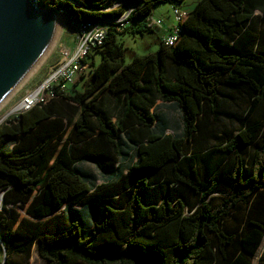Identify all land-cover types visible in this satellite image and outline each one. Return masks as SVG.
<instances>
[{"label": "trees", "instance_id": "1", "mask_svg": "<svg viewBox=\"0 0 264 264\" xmlns=\"http://www.w3.org/2000/svg\"><path fill=\"white\" fill-rule=\"evenodd\" d=\"M37 1L76 24L125 14L108 0ZM122 2L137 8L109 25L98 64L84 59L82 91L0 124L3 264L33 246L46 264H252L264 243V0H199L174 47L128 63L117 36L153 31L157 4L185 0ZM159 102L179 108L180 133Z\"/></svg>", "mask_w": 264, "mask_h": 264}, {"label": "rangeland", "instance_id": "2", "mask_svg": "<svg viewBox=\"0 0 264 264\" xmlns=\"http://www.w3.org/2000/svg\"><path fill=\"white\" fill-rule=\"evenodd\" d=\"M199 0H186L183 4L185 10L192 9L194 4ZM173 3L164 2L157 4L150 17L149 23L152 26L153 31L140 34H128L124 33L118 35V40L127 48L126 62H130L132 55H147L149 53H156L160 48V34L164 26L174 22L173 16ZM119 8H123L125 14L131 9H136L137 6L128 5L122 2V0H108L104 3L105 11H112ZM74 36L64 26L59 29L57 35L41 61L37 64L32 73L26 78L22 85L8 98V100L0 107V124L12 119L14 117L13 110L20 103L21 99L27 92H31L40 87L49 77L51 68L55 66L62 58L63 51H71L74 48ZM92 57L95 60V64L101 61L99 54L96 51L91 52ZM92 57H88V66L85 73L80 76L75 83L74 89L77 91L83 90V85L90 77V64L93 62ZM68 90L67 94H72L73 90ZM156 114L159 115L167 124L168 134L180 133L181 120L179 108L171 104H159L156 109ZM86 169L92 171L95 175H98L96 168L89 163L83 164ZM102 179L99 180V183ZM75 209L81 210V205H75ZM2 211V210H0ZM85 223V222H84ZM88 221L86 220V225ZM264 252V243L259 250L257 256L254 258L252 264H259L262 253ZM6 250L0 244V264L6 261ZM10 260L17 264H46L36 254V246L31 249L29 257L24 255L13 254L10 256Z\"/></svg>", "mask_w": 264, "mask_h": 264}, {"label": "water", "instance_id": "3", "mask_svg": "<svg viewBox=\"0 0 264 264\" xmlns=\"http://www.w3.org/2000/svg\"><path fill=\"white\" fill-rule=\"evenodd\" d=\"M60 17L67 30L77 35L78 24L63 12L41 7L37 0H0V107L50 49ZM2 205L1 196L0 210Z\"/></svg>", "mask_w": 264, "mask_h": 264}, {"label": "built area", "instance_id": "4", "mask_svg": "<svg viewBox=\"0 0 264 264\" xmlns=\"http://www.w3.org/2000/svg\"><path fill=\"white\" fill-rule=\"evenodd\" d=\"M132 11L133 9L130 8L126 14L114 20L95 24H78V34L74 36L73 41L74 48L71 51H63L61 60L51 68L48 79L37 89L26 93L13 110L14 117L59 95H65L76 80L85 73L87 65L83 63L84 59L94 49L103 46L109 25L115 23L120 27L126 26ZM173 16L174 25L164 39L168 47H174L181 39L188 12L182 8L173 7Z\"/></svg>", "mask_w": 264, "mask_h": 264}, {"label": "crops", "instance_id": "5", "mask_svg": "<svg viewBox=\"0 0 264 264\" xmlns=\"http://www.w3.org/2000/svg\"><path fill=\"white\" fill-rule=\"evenodd\" d=\"M186 1V0H185ZM185 3V2H184ZM181 8L183 9V10H185L184 8H183V5L181 6ZM191 9H189V10H185V11H187V12H189ZM173 25H174V22H172L171 24H168V25H166V26H164V28L161 30V34H160V41H163L164 40V38L170 33V31H171V28L173 27ZM76 83V82H75ZM158 104H161L160 102L158 103Z\"/></svg>", "mask_w": 264, "mask_h": 264}, {"label": "bare ground", "instance_id": "6", "mask_svg": "<svg viewBox=\"0 0 264 264\" xmlns=\"http://www.w3.org/2000/svg\"><path fill=\"white\" fill-rule=\"evenodd\" d=\"M64 26H65V20H64V18L60 17L59 22H58V31H59V29L63 28Z\"/></svg>", "mask_w": 264, "mask_h": 264}]
</instances>
